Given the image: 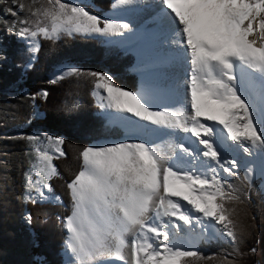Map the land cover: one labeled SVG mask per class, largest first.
<instances>
[{"label":"bare ground","instance_id":"6f19581e","mask_svg":"<svg viewBox=\"0 0 264 264\" xmlns=\"http://www.w3.org/2000/svg\"><path fill=\"white\" fill-rule=\"evenodd\" d=\"M229 3L126 0L127 7L116 10H133L118 31L120 35L121 29L128 32L122 35L123 41L136 45L137 60L166 65L154 75H140L136 96L122 92L112 101L117 112L125 115L115 120L109 117V122L122 121L125 133L139 138L117 146L109 143L106 154L91 147L86 167L91 188L85 191L86 200L76 204L69 222L77 227L64 252L70 253L71 264L103 259L108 264H157L155 250L182 247L192 230H199L213 216L215 175L209 161L230 126L221 121L223 108L207 98L206 92L211 91L203 84L209 71L223 65L235 75V82L258 85L262 94L257 90L255 95L264 108V32H259L264 12L257 7L254 33L239 48L227 12ZM142 22L150 24L149 37L132 35L135 28L143 31ZM160 24L164 25L159 30ZM214 30L224 32L221 40H213ZM232 136V144L226 146L233 154L231 159L237 156L234 145L242 151L247 140Z\"/></svg>","mask_w":264,"mask_h":264},{"label":"rangeland","instance_id":"374dc122","mask_svg":"<svg viewBox=\"0 0 264 264\" xmlns=\"http://www.w3.org/2000/svg\"><path fill=\"white\" fill-rule=\"evenodd\" d=\"M230 2L227 7V12L234 22L236 28L235 39H239L237 42H240L238 46L240 48L249 43L248 39L254 33V27L252 25L255 23V20L253 14L258 6L264 12V4L261 1L250 4L246 0H230ZM95 4L105 5V1L0 0V64L3 66L0 69V123H8L13 120L15 118V112L21 104L20 101L26 102V99H28L27 91L25 89L19 90L17 87L20 74L18 71L32 66L40 38L57 40L60 36L85 34L101 38L106 44H115L121 51L130 52L134 55V63L130 68V71L137 76V88L134 92L110 85L105 76L102 75H99L94 84L92 94L96 104L101 109L100 114L106 118L110 125L118 126L121 129V137L92 141L80 153L82 168L77 176L69 183L70 194L73 199L72 211L63 220L65 231V242L62 249L63 264H68L70 262L69 259H72L70 253L67 252L64 255V252L68 240L72 238L74 231H77L76 225H69V222L73 217L72 215L74 214L76 204L86 200L84 197L86 196L85 191L91 188V184L87 183L88 173L86 170L87 163L90 160L89 152L91 151V147L94 146L96 151L106 154L109 143H115L117 146L119 143H131L134 139L139 138L137 135L132 136L126 134L123 129L124 123L120 125L122 121L119 123L109 122V117L115 120L117 118L122 119L125 115L117 112L118 107L114 106L112 101L117 99L119 95H122V92L136 96L139 90L140 75H154L157 71L165 68L166 65L163 62H156L154 64L149 62L148 64L145 61L139 62L137 60L138 50L135 48L136 45L133 42L123 41L124 38L122 35L126 36L128 32L120 28V31L123 33L120 35L118 29L123 23L125 16L132 14L133 10L127 8L123 9L120 13L116 12V10L127 7L126 0H112L109 6L110 8H104V10L98 9ZM143 23V31L140 33L139 28H135L132 30V35L134 34L141 38L148 36L150 24L145 23L143 25ZM163 25L158 29L163 28ZM246 25H248L247 30L244 31L243 28ZM259 32L261 34L264 32L263 20L260 21ZM212 35L213 40L216 42L221 40L225 34L222 30H214ZM11 36L13 39H10ZM137 39L140 40L139 38ZM225 44L223 47L226 49L229 43L226 42ZM232 59H235L234 53H232ZM16 64H18V68L22 67L18 71ZM8 68L10 71H8ZM78 69L79 67L72 63L58 65L54 67L51 81L60 80ZM209 75L208 81L203 84L206 90L211 91L210 94L206 92L207 98H212L217 106L223 108L222 114L225 118H221V121L227 126H230L228 133L225 132V134L227 133V137H224L223 142L219 139L218 144L220 147L218 146L212 150L213 152L209 161L212 167L208 169L212 171L211 174L215 175V188H213L215 195L211 202L213 216L206 219L199 230L193 229L187 236L185 245L182 247L172 250H165L163 248L161 250L158 249L159 251L155 250L153 258L157 264H180V259L183 256L194 254L198 250L199 242L202 239L209 240L215 237L231 238V233L227 229V222L221 214L218 201V198L222 196L226 183H229V175L231 173L242 169L244 177L250 182L260 177L259 186L262 192H264V108L258 102V98L255 95L257 94L256 91H260V89L257 88L258 85L251 84L246 86V84H241L240 81L238 83L235 82V75H232L223 65H218V67L209 71ZM164 76L168 77L167 75ZM3 86H7L8 88ZM159 91L161 90L157 92ZM259 93L262 94L261 91ZM31 105L28 108L30 115L35 118L40 116L33 103ZM129 115L130 117H134V111L130 110ZM141 123L146 126L149 125L146 119L141 120ZM3 132L0 133V136L6 134ZM232 135L247 139L242 151L237 144L234 145L235 149H237V156L233 157V159H231L233 154L230 148L226 150L227 144L231 143ZM7 137H11L15 145L20 147L23 145V148L25 147L23 155L24 157L26 155L29 163L28 167L22 172L23 189L21 203H26L27 201L60 203L61 200L59 197L53 195L51 192L49 179L56 174L53 159L63 154L62 143L64 137L51 134L42 129H32L30 132L24 134L20 131V128L17 131H12L11 135ZM194 146L200 148L199 144ZM241 156L243 158H240ZM225 158L231 159L230 164L225 163ZM13 160L15 161V156H13ZM4 166L10 169V166ZM7 206L10 207V202L7 203ZM13 209L16 208L14 207ZM9 214H12V212L7 213L8 217L10 216ZM15 216L19 215L15 214ZM15 221H18L21 225L23 223L28 225L31 219L29 215L23 213L20 219ZM3 234L8 236L12 235V237L16 238L13 231L4 230ZM3 234L0 231V235ZM174 234L175 236L183 237L178 232H174ZM87 237L88 239H92L88 235ZM3 257L4 255L0 254V264H7V262H2ZM19 260L21 259H17V261ZM102 263L108 264L109 261L105 262L103 259L100 262L97 261L89 264Z\"/></svg>","mask_w":264,"mask_h":264},{"label":"trees","instance_id":"16d2710c","mask_svg":"<svg viewBox=\"0 0 264 264\" xmlns=\"http://www.w3.org/2000/svg\"><path fill=\"white\" fill-rule=\"evenodd\" d=\"M100 1H105V5L95 4L98 9L110 8L112 0ZM246 1L264 4V0ZM38 45L30 68L18 71L22 67L18 68L16 64L20 72L17 87L27 91L28 99L20 101L13 120L0 123V133H6L0 136V231L3 234L4 230H9L16 235V238L0 235V254L4 255L2 262L7 264H63V220L72 211L69 183L82 168L80 153L92 141L121 137V129L110 125L100 114L101 109L92 94L94 84L102 75L114 87L129 92L137 88V76L130 71L134 55L121 51L115 44H106L101 38L85 34H74L60 36L57 40L40 38ZM63 63L75 64L79 69L60 80L51 81L54 67ZM2 67L0 64V69ZM32 103L40 115L36 118L28 109ZM19 128L24 134L32 129H42L64 137L63 154L53 159L56 174L49 179L51 192L59 197L60 203H21L22 172L29 163L23 155L25 147L15 145L12 138L7 137ZM229 178L218 201L231 238L200 240L198 250L183 256L180 264H264L261 178L250 182L242 169L231 173ZM10 212L12 214L8 217ZM23 213L30 216L28 225L15 221Z\"/></svg>","mask_w":264,"mask_h":264}]
</instances>
